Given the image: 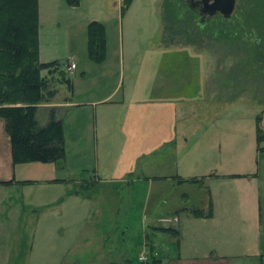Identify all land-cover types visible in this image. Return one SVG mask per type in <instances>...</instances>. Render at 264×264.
Listing matches in <instances>:
<instances>
[{
    "label": "rangeland",
    "instance_id": "1",
    "mask_svg": "<svg viewBox=\"0 0 264 264\" xmlns=\"http://www.w3.org/2000/svg\"><path fill=\"white\" fill-rule=\"evenodd\" d=\"M185 1L132 0L125 6L123 0H103L108 12L98 16L105 28L104 59L99 64L88 57L86 31L80 25L72 29L69 41L42 37L39 61L75 62L70 101L84 105L60 117L64 159L50 164L57 167L54 178L68 182L58 180L53 187L58 203H45L43 190L48 187L26 188L17 218L0 235V264H147L139 261L141 255L150 261L156 251L162 258L168 247L163 240L155 241L159 243L154 251L147 247L149 225H158L157 215L183 204L206 212L201 203L220 196L235 197L234 211L241 215L240 225L237 220L234 226L235 239L238 230L245 229L243 248L236 243L233 253L249 255L245 264H264V151H258L256 143L258 117L264 131V67L256 60V55L264 56V12L251 11V0H237L229 18L210 17ZM86 9L85 5L80 12ZM216 21L233 28L224 37L215 36ZM69 47L75 52H67ZM131 74L143 87L138 90L143 99L168 96L172 102H201L193 105L197 118L180 125L187 145L156 155L154 162L163 174L202 184L185 183L176 189L154 185L150 192L147 183H137L131 175L123 179L125 170L140 166L144 158L136 159L149 150L147 140L135 143L132 130L123 134L117 120L111 121L115 108H122L111 104L120 102L122 89L128 91ZM65 96L67 89L60 86L55 100ZM154 108L139 114V123L148 119L151 126L150 116L160 110ZM47 109L38 113L39 121L48 119ZM178 112L184 115L185 109ZM135 116L132 111L131 125ZM152 160H147L150 168ZM37 171L26 170L25 179L38 178ZM212 175L229 178L213 180ZM181 194L187 200H181Z\"/></svg>",
    "mask_w": 264,
    "mask_h": 264
},
{
    "label": "crops",
    "instance_id": "2",
    "mask_svg": "<svg viewBox=\"0 0 264 264\" xmlns=\"http://www.w3.org/2000/svg\"><path fill=\"white\" fill-rule=\"evenodd\" d=\"M37 1L38 58L42 55L40 49L42 37L46 38V40H50V42H55L56 40L61 39L69 41L74 36L72 29L76 26H82L85 32L87 25L92 21L102 24L104 21L98 19V16H104L103 11L105 10L108 12L103 0H79L78 6L75 7L69 6L66 0ZM85 5L87 7L86 11L83 13L80 12V10L83 11ZM102 25L104 26V23ZM54 51L55 50L52 52H43V54L53 53ZM66 51L69 53L75 52L71 47ZM71 63L75 64L72 60L70 62L66 61L65 63H62V69L63 66H69ZM76 69L77 65H75L73 72ZM73 75L74 73L72 76ZM137 80L135 74H131L130 77L127 78L128 91L125 93L124 89H122L120 102L111 104L114 107H122L120 110L115 108V116L111 117V121L117 120L121 132L124 134V131L129 130L131 132L132 130V136L135 143L139 144L140 142H144V140H147L148 142V152L141 154L142 157L136 159L140 160L144 158V161L140 166L136 167V169L133 167V169L130 168L125 170L126 175L123 179H126L127 176L131 175L134 181H138L137 183H147L150 192L152 188H154V185H157L158 187L160 186L161 188L172 186L173 189H176L178 185L183 186L185 183L195 185L196 183L186 182L193 180V178L189 179L178 175L161 173L160 164L154 162V159L156 158V155H160L162 152H167L171 149L179 151L181 144L187 145L188 138L185 137V132L183 133L179 131L182 130L180 125L183 122L187 123L188 120L191 122L194 117L197 118L196 110L195 108L193 109V105L201 102H180L181 99H176V101L172 102L168 96H163L160 99L154 100L149 99L150 101L143 99L141 97L143 94L141 95V93H138V90L142 91L143 87L142 89L139 88L140 84ZM70 81L73 92V81L71 78ZM119 81L121 82V88H123V72L122 79L120 78ZM72 92L69 93L67 90V96L63 99L57 101L54 99L51 104L38 107L36 120L40 127L45 126L48 122V119L43 120V122L38 119V113L45 108H48L45 110L48 114L50 112L48 110L53 109L56 113V117L60 119L63 114H67L75 109H81L78 107H83L84 103H72L70 101ZM93 103L96 104L97 102ZM105 103L109 104L108 102ZM156 106L160 108L158 113L155 115L152 114L150 118L148 117L151 121V126H149L148 119L139 123V114H143L144 111L148 110L154 111V107ZM140 107L142 109L139 111ZM179 108L185 109L184 115L179 114ZM132 111L136 113L133 125H131L129 117ZM199 118L202 119L201 115ZM185 123L183 130L185 128ZM145 124L147 126H145ZM180 136L181 138H178ZM149 158L153 159V166L151 168L148 166L150 161L147 160ZM54 167L55 166H52L50 163L13 164L10 139L5 131L4 120L0 117V235L3 236L4 232H7L10 229V221L17 218V212H20L17 210L21 208L19 198L25 199L24 195L27 193L26 188L29 186L37 185L39 187H48L43 190L45 193V203H50L51 206L58 203V196L55 198L53 197V187L58 186V183H60L59 181L63 183L68 181L67 179H58L59 181L55 179L54 172L56 173L57 167ZM28 169L31 171L38 170L37 174H39V177L32 180L25 179V171ZM219 178L226 179L229 178V176L212 175L211 179L214 180ZM181 180L184 181L181 182ZM22 182L33 183L21 184ZM17 193H20L22 196L19 197L16 195ZM185 195L186 194H181L180 199L183 201L187 200L188 197H185ZM201 204L203 206L206 205L205 208H209V206L211 207L212 215L210 218L196 219L191 217L188 214L190 209L204 210L196 205L188 204H183L171 212L169 211L155 217L158 225H149L150 235H148L147 238L149 242L147 243V247L150 250H153L159 243H155L156 240H163L168 246L165 257H156L157 255L155 251L153 254L155 259L159 260V264H245L247 258L250 257L249 255L236 256V254L233 253L236 243H238V247L243 248L242 236L243 232H245L243 227L240 228L238 230V240L235 239L236 232L234 233V230L236 228H234V226L239 220V225L241 222L240 213L234 211L235 207L233 204H235V197L220 196L213 201L208 198L207 201H204ZM22 208L25 211V203L24 205L22 203ZM144 218L149 219L147 216ZM183 221H185L184 224L182 223ZM161 228L175 229L178 233L177 241L173 237L161 233V231H159ZM246 231L252 232L253 229L247 228ZM2 236L0 237V251L3 250L2 244L4 243ZM183 237H187L189 241L184 242L185 239H183ZM260 261L262 263V260Z\"/></svg>",
    "mask_w": 264,
    "mask_h": 264
},
{
    "label": "trees",
    "instance_id": "3",
    "mask_svg": "<svg viewBox=\"0 0 264 264\" xmlns=\"http://www.w3.org/2000/svg\"><path fill=\"white\" fill-rule=\"evenodd\" d=\"M131 1L123 0L125 6ZM253 1L249 3V6H253L251 11L263 14L264 0ZM66 2L74 7L79 4V0ZM212 26L214 35L221 37L233 28L226 21H216ZM236 31L232 33L237 34ZM198 32L202 34L201 30ZM86 36L88 57L94 63H101L105 50L104 26L96 21L90 22ZM258 59L262 60L258 63L264 67V56L256 55ZM60 86L72 92L70 78L62 69V64L39 62L38 1L0 0V117L4 120L5 131L10 139L13 164H45L64 159L62 122L56 117L55 111L50 110L48 122L43 127L36 120L38 107L51 104ZM259 123L260 117L256 122V143L257 150L262 152L264 131L259 128ZM186 182L202 184V181L196 179ZM30 183L33 182L21 184ZM188 214L196 219L210 218L212 209L210 206L206 212L190 209ZM159 231L177 241L178 233L175 229L161 228ZM159 263L155 257L147 261V264Z\"/></svg>",
    "mask_w": 264,
    "mask_h": 264
},
{
    "label": "water",
    "instance_id": "4",
    "mask_svg": "<svg viewBox=\"0 0 264 264\" xmlns=\"http://www.w3.org/2000/svg\"><path fill=\"white\" fill-rule=\"evenodd\" d=\"M204 4H209L208 10L219 12L223 17L229 18L235 8L237 0H200Z\"/></svg>",
    "mask_w": 264,
    "mask_h": 264
},
{
    "label": "flooded vegetation",
    "instance_id": "5",
    "mask_svg": "<svg viewBox=\"0 0 264 264\" xmlns=\"http://www.w3.org/2000/svg\"><path fill=\"white\" fill-rule=\"evenodd\" d=\"M180 1H182V0H180ZM185 3L187 4V6L190 9L196 8L197 12L200 15H205V16L209 15L210 17L218 15V14L221 15L219 12H214L213 10H208L209 4H204L200 0H187V1H185Z\"/></svg>",
    "mask_w": 264,
    "mask_h": 264
},
{
    "label": "built area",
    "instance_id": "6",
    "mask_svg": "<svg viewBox=\"0 0 264 264\" xmlns=\"http://www.w3.org/2000/svg\"><path fill=\"white\" fill-rule=\"evenodd\" d=\"M74 68H75V64L74 63H71L69 66H64L63 67V70L67 74V76L70 77L73 74ZM139 261L146 263L148 260H147V258L145 256L141 255L139 257Z\"/></svg>",
    "mask_w": 264,
    "mask_h": 264
},
{
    "label": "clouds",
    "instance_id": "7",
    "mask_svg": "<svg viewBox=\"0 0 264 264\" xmlns=\"http://www.w3.org/2000/svg\"><path fill=\"white\" fill-rule=\"evenodd\" d=\"M253 42L254 43H260V41L258 39H256L255 37H253Z\"/></svg>",
    "mask_w": 264,
    "mask_h": 264
}]
</instances>
